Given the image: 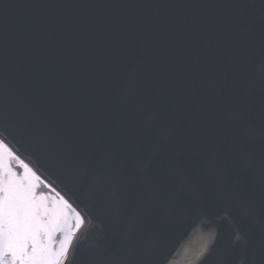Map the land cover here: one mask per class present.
Returning a JSON list of instances; mask_svg holds the SVG:
<instances>
[{
	"label": "snow or ice",
	"instance_id": "obj_1",
	"mask_svg": "<svg viewBox=\"0 0 264 264\" xmlns=\"http://www.w3.org/2000/svg\"><path fill=\"white\" fill-rule=\"evenodd\" d=\"M185 2L23 0L22 18L0 17V264H70L95 219L20 159L7 142L20 130L101 212L79 264H167L183 224L206 229L192 264L215 247L217 198L243 195L227 161L250 164L224 137L247 122L240 40L255 20L189 17ZM240 256L264 264L250 241Z\"/></svg>",
	"mask_w": 264,
	"mask_h": 264
},
{
	"label": "water",
	"instance_id": "obj_2",
	"mask_svg": "<svg viewBox=\"0 0 264 264\" xmlns=\"http://www.w3.org/2000/svg\"><path fill=\"white\" fill-rule=\"evenodd\" d=\"M23 0H0V17L20 19L25 9L18 7ZM189 17L207 14L229 23L234 15H239L243 23L255 20L253 31L240 40L239 79L245 87L252 85V96L248 104L247 122L238 133H228L224 137V150L232 156L242 151L250 164L241 171L234 159H228L227 167L233 181L242 190L241 202L226 203L217 198L216 212L220 230L215 247L206 255L202 264H241L240 249L245 240L264 248V3L261 0H186L184 5ZM87 40V37H85ZM231 51L230 42L226 41ZM7 142L26 159L42 176L54 184L80 211H89L95 219H86L85 226L77 234L73 249L80 256L99 239L104 229L101 226V212L93 197L79 183L70 180L51 157L39 149L24 131H14ZM3 138V137H2ZM203 219V218H201ZM206 227V226H204ZM206 229L197 227L188 230L183 224L173 228L168 236L165 253L175 248L168 257L167 264H192L193 253L205 243ZM238 233L243 239L237 240ZM163 264V261H161ZM201 264V262H197ZM243 264H249L243 259Z\"/></svg>",
	"mask_w": 264,
	"mask_h": 264
},
{
	"label": "bare ground",
	"instance_id": "obj_3",
	"mask_svg": "<svg viewBox=\"0 0 264 264\" xmlns=\"http://www.w3.org/2000/svg\"><path fill=\"white\" fill-rule=\"evenodd\" d=\"M0 138H2V137H0ZM10 145V144H9ZM10 147H12L13 148V150L16 152V154L20 157V159L24 162V163H27L30 167H32L36 172H37V174L41 177V179H43V180H45V181H47V182H49L44 176H42L26 159H24L15 149H14V147L13 146H11L10 145ZM49 183H51V182H49ZM52 184V183H51ZM53 185V187H55L58 191H60L54 184H52ZM61 192V191H60ZM61 194L62 195H64L62 192H61ZM53 195H54V193H53ZM67 198V197H66ZM73 211V214H74V210H72Z\"/></svg>",
	"mask_w": 264,
	"mask_h": 264
}]
</instances>
